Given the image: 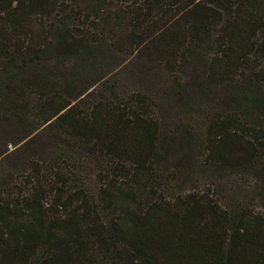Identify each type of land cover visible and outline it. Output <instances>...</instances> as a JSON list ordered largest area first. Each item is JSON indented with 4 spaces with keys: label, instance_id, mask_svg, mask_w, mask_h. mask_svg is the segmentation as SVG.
<instances>
[{
    "label": "trees",
    "instance_id": "1",
    "mask_svg": "<svg viewBox=\"0 0 264 264\" xmlns=\"http://www.w3.org/2000/svg\"><path fill=\"white\" fill-rule=\"evenodd\" d=\"M111 2L0 0V122L42 129L56 144L48 159L0 170V264H264V213L231 195L218 199L213 185L164 196L162 123L147 96L124 99L107 82L118 52L137 49L171 77L166 104L184 109L197 81L185 84L177 72L204 60L198 88L237 84L229 103L262 128L264 0H135L134 27L115 30L116 42L81 26L72 34L73 18L95 28L92 18L113 19L118 29L126 17L112 14ZM210 43L216 53L205 57ZM110 51L116 57H99ZM71 88L98 99L85 109ZM209 124L205 164L246 171L263 154L240 113ZM190 130L177 124L167 145L186 147ZM70 151L82 162L109 161L96 197L78 184ZM251 194L264 205L263 188Z\"/></svg>",
    "mask_w": 264,
    "mask_h": 264
},
{
    "label": "rangeland",
    "instance_id": "2",
    "mask_svg": "<svg viewBox=\"0 0 264 264\" xmlns=\"http://www.w3.org/2000/svg\"><path fill=\"white\" fill-rule=\"evenodd\" d=\"M134 5L135 0H113L109 4L112 14L126 17V20H121L122 24L118 29L116 21L113 23V19L108 21L106 18L101 22H99V19L97 21L96 18H92L91 21L98 24L96 28L93 27L96 25L85 24L83 26V23L77 18L71 19L66 24L75 36L80 31H78V27L81 26L89 29L88 32L93 35V38L99 39L96 36L102 33V36L105 37L104 39L108 38L116 42L115 38H119L120 34L115 30L123 28L121 31L122 35L123 33H129L132 30L131 28L134 27L133 23H129V19L133 18L135 9H137V7L134 8ZM140 31L141 29L138 30V32ZM82 32L86 33L87 30ZM205 52V57H211L216 53V48L210 43ZM109 54L116 57L115 51L105 52L99 57H107ZM117 57L119 59L110 66L113 72L112 76L107 79L108 87L115 84L119 96L124 99H130L135 96L140 100L147 96L148 101L154 108V115L162 123L161 145L163 155L160 169L162 170L161 176L164 183L167 185L164 186L165 191L162 194L164 196L181 195L190 191L196 192L208 187V185H213L216 188L218 199H223L224 201L231 195L234 199L246 204H255L256 211L264 213V205H258L261 203L260 199L257 198V201H251V198L255 196L251 194L254 186L264 189L263 151L259 160L249 166L246 171L236 169L233 166L204 163L208 152L206 149L208 144L206 140L207 127L210 126V121L218 116H230L231 114L240 113V115L244 116V127H248V132L255 138L261 139L264 143V123H262V128L257 126L251 117L247 115L248 110L246 108H242V106L233 102L229 103L227 99V95L233 96V88L237 84L228 83L224 87H208L202 92L198 85L203 83L206 78L207 66L204 60H195L186 66L184 70L177 72V75L185 84H188L190 80L197 81V88L188 87L190 104L186 108L181 109L178 104H166L164 92L171 83V77L163 66L149 64L146 59H143L138 54L137 49L134 51L126 50L123 53L118 52ZM242 76L243 74H240L239 78L243 83L249 82L247 79H243ZM67 91L75 93L78 101L82 103L85 109H90L91 105L98 99L95 94L86 97L80 96L79 90L76 91L75 88ZM95 91L99 94L103 93L101 87H97ZM106 93L108 94V92ZM102 95L106 96L105 94ZM108 97L110 96L108 95ZM249 114L252 117L256 116V114L251 112ZM179 123L191 129L187 135L190 139L187 142V146L167 145V139L171 136L170 131ZM55 145V142L50 140L49 134L42 129L34 131L0 122V170H12V165H20V163L30 157L48 159ZM56 147L60 148V145ZM69 154H73L75 158L80 160L79 168L75 169L77 172H81L76 178L78 184L84 187L86 185L91 195L96 197L99 185L96 175L109 161L100 159L99 156L86 155V157H89V159L85 160V162L88 161L86 165L85 162H82L83 154L81 152L74 151L72 153L70 151ZM247 195L249 196L247 197ZM248 200L250 201L247 203Z\"/></svg>",
    "mask_w": 264,
    "mask_h": 264
}]
</instances>
